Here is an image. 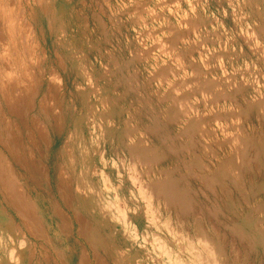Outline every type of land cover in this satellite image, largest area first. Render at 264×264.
Returning a JSON list of instances; mask_svg holds the SVG:
<instances>
[{
	"label": "rangeland",
	"instance_id": "1",
	"mask_svg": "<svg viewBox=\"0 0 264 264\" xmlns=\"http://www.w3.org/2000/svg\"><path fill=\"white\" fill-rule=\"evenodd\" d=\"M0 1V15L4 13L0 26H5L0 27V51L5 49L2 55L7 58L3 60L1 55L0 76L9 72L14 81L22 79L23 85H30H25L27 90L19 82L18 89L25 90L18 91L16 85L17 90L5 82L7 93L18 101L10 100L14 107L11 115L0 104V131L8 124L16 139L23 140L24 151L30 149V158L40 163L37 172H28L0 147V175L8 184L0 176L1 187L8 186L0 189V264H79L80 260V264H94L99 257L104 258L103 264H207L212 259L211 264H264V0ZM6 15L19 21H12L15 25L8 19V24ZM10 23L15 30L9 26L8 32L5 29ZM6 33L12 34L15 44H10L13 41ZM23 44L26 53L32 51L28 59ZM11 45L17 47L15 52ZM6 60L17 63L18 73L14 65L12 73ZM25 63H33V67ZM32 85L35 90L29 89ZM16 102H21L20 107ZM14 105L24 116L16 117L19 109ZM35 122L38 128V124L42 126L45 133L41 136L47 140L33 146L27 139L31 135L40 138L34 131ZM12 149L16 153L22 150L18 144ZM127 157L133 158V165ZM48 169L60 174L58 187L51 182L52 174L41 176ZM74 181L83 185H78L81 193ZM151 182L153 186L156 183V190ZM146 183L149 185L144 187ZM149 186L155 192L142 189ZM159 188L163 193L155 197ZM12 191L18 193H13L15 198L21 195V203L9 197ZM58 192L65 193L78 220L84 216V223L78 224L80 229L81 224L85 227L82 235L76 223L82 220L72 218ZM12 198L18 203L13 207ZM19 203L23 210L28 207L24 210L27 216L17 211ZM50 204L66 214L68 230L62 227L67 222L59 226L60 221L51 215ZM151 207L155 208L152 213ZM32 220L38 224L33 228L29 225ZM164 227L170 228L169 232ZM161 243L165 245L160 247ZM79 253L87 254L84 260Z\"/></svg>",
	"mask_w": 264,
	"mask_h": 264
},
{
	"label": "bare ground",
	"instance_id": "2",
	"mask_svg": "<svg viewBox=\"0 0 264 264\" xmlns=\"http://www.w3.org/2000/svg\"><path fill=\"white\" fill-rule=\"evenodd\" d=\"M10 1L12 2V0H10ZM10 1H9V2H10ZM0 2H1V1H0ZM5 2H6V1H5ZM17 3H18V2H17ZM5 4H6V3H5ZM5 4H4V5H5ZM10 5L12 6L11 3H10ZM15 5H16V4H15ZM17 5H18V4H17ZM0 6H1V5H0ZM8 6H9V5H8ZM11 6H10V10L13 9V8L11 9ZM2 7H3V6H2ZM17 7H18V6H17ZM17 7H16V8H17ZM4 9L7 10V6H6V7L4 6ZM0 10H1V8H0ZM2 10H3V9H2ZM7 11H9V10H7ZM7 11H6V14H8ZM13 11H14V10H13ZM18 11L22 12L21 10H18ZM3 12H4V11H3ZM20 12H19V13H20ZM3 14H4V13H2L1 15H3ZM13 14H14V12L12 13V16H13ZM23 14H24V13H22V15H23ZM1 15H0V17H1L0 20H2V22H1L0 24L2 25V24H3V18H2ZM9 15H11V14H9ZM9 15H6V16H5V19L7 20V23H8V24H9L8 21L11 19V18L9 19V17H10ZM18 15H19V14H18ZM20 15H21V13H20ZM7 16H8V18H7ZM19 17H20V16H17L16 18L19 19ZM23 17H24V16H23ZM23 17H22V18H23ZM138 18H139V17H138ZM5 19H4V22H5L4 24H6ZM8 19H9V20H8ZM20 19H21V18H20ZM14 20H16V19H14ZM14 20L11 19V20H10L11 23L15 24L14 22H16V21H14ZM21 20H22V19H21ZM21 20H20V21H21ZM12 21H14V22H12ZM18 21H19V20H17V22H18ZM17 22H16V24H17ZM11 23H10V25H6L8 28L6 27L5 30L8 31V32H9V30H7V29H11V28H12V30H13V28H14V27L12 26ZM16 24H15V25H16ZM15 25H14V26H15ZM18 25H19V23H18ZM9 26H11V28H9ZM19 26H21V25H19ZM19 26H18V27H19ZM0 27H2V26H0ZM21 27H22V26H21ZM21 27H20V28H21ZM2 28H5V26L2 27ZM16 28H17V27H16ZM23 28H24V26H23ZM14 30H15V28H14ZM14 30H13V31H14ZM16 30L18 31V30H20V29L17 28ZM10 31H11V30H10ZM17 31H16V32H17ZM25 31H26V30H25ZM1 32H3V31L1 30ZM8 32H7V33H8ZM22 32L24 33V31H22ZM7 33L5 34V35H6L5 37H8V35H9V37L12 36V34L10 35V34H7ZM11 33H12V32H11ZM13 33H14V32H13ZM18 33H19V32H18ZM20 34H21V33H20ZM14 35H15V34H14ZM24 35H25V34H24ZM26 35H27V34H26ZM26 35H25V38H26ZM21 36H23V34H21L20 37H21ZM9 37H8V38H9ZM1 38H2V37L0 36V39H1ZM10 38H11V41H13V43L10 42V39H8L9 41H8V40H7V41L10 42V44H15L16 41L12 40V37H10ZM15 38H16V36H15ZM27 38H28V36H27ZM27 38H26V39H27ZM5 39H6V38H5ZM13 39H14V38H13ZM20 39H21V38H19V40H20ZM3 40H4V39H3ZM24 40H25V39H24ZM20 41H22V40H20ZM20 41H19V42H20ZM29 42H30V41H29ZM2 43H3V42H2ZM141 43H142V42H141ZM10 44H9V45H10ZM17 44H18V43H17ZM17 44H16V45H17ZM29 44H30V43H28V45H29ZM1 45H2V44H1ZM25 45L27 46V43H26ZM21 46H22V45H21ZM142 46H143V45H142ZM12 47H14V48H13V49H14L13 51L15 52V49H16L17 47L14 46V45H11V48H12ZM15 47H16V48H15ZM24 47H25V46H24V44H23V49L25 50ZM27 47L29 48V46H27ZM27 47H26V48H27ZM162 47H163V46H162ZM4 48H5V46H4V47L2 46V47H1V50H3ZM28 48H27V49H28ZM163 48H164V47H163ZM19 49H20V48H19ZM21 49H22V48H21ZM23 49H22V50H23ZM27 49L25 50V53H26ZM156 49H157V48H156ZM6 50H7V49H6ZM11 50H12V49H11ZM17 50H18V49H17ZM17 50H16V51H17ZM24 50H23V51H24ZM4 51H5V49L3 50V52L0 51V53H1V54H0V58H1V55L4 53ZM20 51H21V50H20ZM20 51L17 52V53H20ZM28 51H29V50H28ZM5 52H6V51H5ZM7 52H9V51H7ZM14 52H13V53H14ZM31 52H32V51L26 53V54H27V57H26L27 59H28V57H29L28 55L31 54ZM160 52H161V51H160ZM17 53H16V55H17ZM14 54H15V53H14ZM14 54H13V55H14ZM23 54H24V53H23ZM3 55H5V54H3ZM3 55H2V57H3L2 59L4 60V59L6 58V56H3ZM11 56H12V55H11ZM18 56H19V55H18ZM18 56H15V57H18ZM20 56H23V55H21V53H20ZM20 56H19V57H20ZM4 57H5V58H4ZM7 57H10V56H7ZM15 57H11V58L15 59ZM23 58H24V57H23ZM26 58H25V59H26ZM6 59H7V58H6ZM9 59H10V58H9ZM13 59H12V60H13ZM17 59H18V58H17ZM21 59H22V58H21ZM3 60H2V62H3ZM0 61H1V60H0ZM8 61H10V60H8ZM8 61L6 60V62L10 65V67L12 66V70H13V65H14V67H15V65H16L17 63H16V64H14V63H9ZM29 61L31 62L30 59H29ZM20 62H21V61H20ZM20 62H19V63H20ZM24 62H25V60H24ZM27 63H29V62H27ZM0 64H1V62H0ZM4 64H5V63H3V65H4ZM20 64H21V63H20ZM6 65H7V64H6ZM18 65H19V64H18ZM18 65H17V66H18ZM28 65L31 66V67H33V63H32V65H30V64H27V65H26V63H25V66H28ZM23 66H24V65H22V67H23ZM29 66H28V68H29ZM179 66H180V65H179ZM6 67H7V66H6ZM10 67L8 66L9 69H11ZM22 67L20 66L19 68L21 69ZM175 67H176V66H175ZM3 68H4V66H3ZM5 69H6V68H5ZM5 69H4V70H5ZM15 69H16V67H15ZM17 69H18V67H17ZM17 69H16V71H17ZM22 69L25 70L26 68L24 67V68H22ZM1 70H2V68L0 69V71H1ZM12 70H9V71H12ZM31 70H32V68L30 69V71H31ZM37 70H39V69H37ZM2 71H3V70H2ZM5 71L8 72V70H5ZM30 71H29V73H32V72H30ZM42 71H43V70H42ZM6 72H5V73H6ZM14 72H15V71L13 70L12 73L15 74ZM20 72H21V70H20ZM12 73H11V74H12ZM16 73H18V71H17ZM21 73H22V72H21ZM27 73H28V72H27ZM33 73H34V72H33ZM33 73H32V76L34 75ZM0 74H1V72H0ZM2 74H3V73H2ZM23 74H24V73H23ZM24 75H26V72H25ZM24 75H22V76H24ZM12 76H13V75H12ZM27 76H28V75H26V77H27ZM30 76H31V75H30ZM37 76H38V75H37ZM26 77H25V78H26ZM28 77H29V76H28ZM34 77H35V75H34ZM34 77H32V79H33ZM46 77H47V76H46ZM25 78H24V79H25ZM35 78H37V77H35ZM35 78H34V79H35ZM15 79H16V77H15ZM27 79H28V78H27ZM27 79H25V80L27 81ZM30 79H31V77H30ZM30 79H29V81H30L29 83L31 84V83H32V81H31L32 79H31V80H30ZM37 79H38V78H37ZM1 80H2L4 83L1 84V82H2ZM7 80H8V81H7ZM11 80H12V81H11ZM21 80H22V79H21ZM21 80H19V82H20ZM25 80H24V83H25ZM47 80H48V78H47ZM6 81H7V84H6L7 86H8V85H10V86L13 85V88H15V89H16V86H17V89H18V86L20 85V83H21L22 81L19 83V82H17L18 80L14 81L13 78L11 79V76H10V73H9V72H8L7 76H5L4 78H3L2 75L0 76V104H1L2 106L5 107V109H6L7 113H8V115H11L12 112L14 111V109H13L14 107H12V106H13L12 103H13L15 100H17V99H14V101H13L12 97H10V94H11V93H9V92H8L9 94L7 93L6 88H8V87H6V85H5V82H6ZM13 81H14V82H13ZM27 82H28V81H27ZM37 82H38V81H37ZM40 82H41V80H40ZM17 83H18V85H17ZM33 83H34V82H33ZM27 84H28V83H25V84L23 85V84L21 83V87H22V86L25 87V85H27ZM34 84H35V83H34ZM34 84H33V85H34ZM36 84H37V83H36ZM36 84H35V85H36ZM38 84H39V83H38ZM15 85H16V86H15ZM33 85L31 86L32 89L29 88L30 90H35V89L37 88V85L35 86L36 88H34ZM10 86H9V87H10ZM14 86H15V87H14ZM29 86H30V85L28 84L26 87H29ZM50 86H51V85H49V88H52L54 85H53L52 87H50ZM11 87H12V86H11ZM11 87L9 88L10 91H11ZM24 87H23V88H24ZM26 87H25V88H26ZM42 87H43V86H42ZM23 88H19L18 91H19L20 89H23ZM25 88L23 89V91L25 90ZM38 88H39V87H38ZM59 88H60V87H59ZM59 88L57 87V89H56V88L54 89V90H55V94H56V90H58ZM17 89H16V90H17ZM26 89H27V88H26ZM47 89H48V87H47ZM47 89H46V90H47ZM13 90H14V89H13ZM27 90H28V89H27ZM39 90H40V89H39ZM52 90H53V89H52ZM54 90H53V91H54ZM37 91H38V90H37ZM49 91H50V90H49ZM53 91H52V92H53ZM14 92H15V91H14ZM14 92L12 93V95H13V94L16 95V93H14ZM28 92H29V91H28ZM31 92H32V91H31ZM18 93H19V92H18ZM46 93H47V92H46ZM57 93H58V92H57ZM174 93H175V92H174ZM20 94H22V93H20ZM29 94H31V93H28V95H29ZM50 94H52V93H50ZM50 94H49V96H50ZM12 95H11V96H12ZM26 95H27V93H26ZM52 95H54V94H52ZM16 96H18V95H16ZM16 96H14V97H16ZM44 96H45V95H44ZM54 96L56 97V95H54ZM54 96H53V97H54ZM22 97H24V96H22ZM25 97H26V96H25ZM34 97H35V95H34ZM18 98H19V96H18ZM29 98H30V97H29ZM29 98H28V100H29ZM44 98H45V97H44ZM51 98H52V97H51ZM11 99H12L13 102L10 101ZM21 99H22V98H21ZM24 99H25V98H24ZM34 99H35V98H34ZM34 99H33V100H34ZM53 99H54V98H53ZM19 100H20V99H19ZM25 100H27V99H25ZM25 100H23V101H25ZM28 100H27L28 104H29L30 102L32 103V99H30V100H31L30 102H29ZM43 100H44V99H43ZM17 101H18V100H17ZM44 101H45V100H44ZM25 102H26V101H25ZM45 102H46V101H45ZM16 103H18V104H16V105H17V106L19 105V107H20L21 102H20V103H19V102H16ZM22 103H23V102H22ZM39 104H41V103H39ZM44 104H45V103H44ZM23 105H24V103H23ZM14 106H15V105H14ZM17 106H15V107H17ZM25 106H27V105H25ZM33 106H35V105H33ZM61 106H62V105H61ZM19 107L16 108V109H19V111H18L19 114H17L16 117H19L18 115H20V114H21V116H24V115H22V114H23V113L21 112L22 110H20ZM27 107L29 108V106H27ZM39 107H40V106H38V108H39ZM28 108H27V109H28ZM31 108H34V107H31ZM42 108H43V107H42ZM48 108H49V107H48ZM12 109H13V110H12ZM25 109H26V108H25ZM46 109H47V108H46ZM183 109H184V108H183ZM53 110H55V109H53ZM16 112H17V111H15L14 113H16ZM24 112H25V111H24ZM44 112H45V111H44ZM51 112H52V111H51ZM14 113H13V114H14ZM47 113H48V112H47ZM52 113H53V112H52ZM42 114H43V113H42ZM59 114H60V113H59ZM93 114H94V113H93ZM51 115H52V114H51ZM98 115H99V114H98ZM14 116H15V115H14ZM30 116H31V114H30ZM44 116H45V115H44ZM53 116H54V115H52V118H53ZM26 117H27V116H26ZM32 117H33V116H32ZM32 117H31V119H30V117H29V119L32 120ZM55 117H56V114H55ZM89 117H90V116H89ZM99 117L102 118L101 115H100ZM189 117H190V116H189ZM13 118H14V117H13ZM45 118H46V117H45ZM60 118H61V116H60ZM14 119H15V118H14ZM21 119H23V117H22ZM21 119H20V121H24V120H21ZM35 119H36V118H35ZM95 119H96V117H95ZM201 119H202V118H201ZM30 120H29V123H30ZM54 120H55V118H54ZM60 120H61V119H60ZM62 120H63V119H62ZM64 120H65V119H64ZM14 121H15V120H14ZM20 121H19V122H20ZM32 121H33V120H32ZM34 121H35V120H34ZM95 121H97V120H95ZM124 121H125V120H124ZM97 122H98V121H97ZM99 122H100V121H99ZM8 123H9V122H8ZM21 123H24V122H21ZM36 123H37V122H35V124H33V125L35 126V128H36L34 131H38V132H39L38 134H37V133H36V134H37L40 138L33 139L32 135H31L32 133H31V131H30V133H31V134H30V135H31V138L28 136V139H27L28 141H30V143H31V142L33 143V144H32L33 146H34L35 143H38L39 141L44 142L45 139H46V137L41 136V135L43 134V132H44L42 129H40L42 126H41L40 124H38V125L40 126V128H38V127L36 126ZM6 124H7V123H6ZM31 124H32V122H31ZM99 124H100V123H99ZM4 125H5V124H4ZM14 125H15V122H14ZM14 125H13V126H14ZM52 125H53V124H52ZM90 125H91V124H90ZM94 125H95V124H93V126H94ZM15 126H16V125H15ZM15 126H14V127H15ZM21 126H22V125H21ZM48 126H49V125H48ZM62 126H63V125H62ZM125 126H126V125H125ZM14 127H13V129H14ZM25 127H26V126H25ZM25 127H24V129H25ZM31 127H32V126H31ZM87 127H88V123H87ZM15 128H16V127H15ZM17 128H18V127H17ZM27 128H28V126H27ZM91 128H93V127H91ZM95 128H96V127H95ZM98 128H100V127H98ZM21 129H22V128H21ZM89 129H90V128H89ZM1 130H2V129H1ZM19 130H20V129H19ZM41 130H42V131H41ZM62 130H63V129H62ZM92 130H93V129H92ZM27 131H29V128H28ZM80 132H81V131H80ZM89 132H90V131H89ZM98 132H99V131H98ZM123 132H124V131H123ZM13 133H14V132L11 131V129H10V127H9L8 124L6 125V128H4V130L0 131V147L4 150V152H7V151H8V152L10 153V155L12 156V158L14 159V162H15V163H19V164L23 167V169L27 170L28 172L35 171V169H36V172H37V171H38L37 169L39 168L40 163L37 162L36 160L30 158V156H29V155H30L29 153H31V152H30V149H27V150L25 149V151H26V152H25V151H24V148H25V147H24V143H22L23 140L21 141L20 138H19V140H17V139H16L17 137H15V134H13ZM44 133H45V132H44ZM51 133H52V132H51ZM83 133H84V132H83ZM90 133H91V132H90ZM108 133H109V132H108ZM124 133H125V132H124ZM33 134H35V133L33 132ZM69 134H70V132H69ZM80 134H81V133H80ZM91 134H92V133H91ZM94 134H95V133H94ZM101 134H102V133H101ZM27 135H28V134H27ZM70 135H71V134H70ZM70 135H69V136H70ZM85 135H86V134H85ZM87 135H88V134H87ZM89 135H90V134H89ZM95 135H96V134H95ZM103 135H104V134H102V136H103ZM109 135H110V134H109ZM71 136H72V135H71ZM77 136H78V135H77ZM80 136H82V135H80ZM111 136H113V135L111 134L110 137H111ZM122 136H123V133H122ZM18 137H20V136H18ZM35 137H36V136H35ZM107 137L109 138V136H107ZM69 138H70V137H69ZM80 138H81V137H80ZM99 138H100V137H99ZM24 139H25V138H24ZM76 139L79 140L78 138H76ZM89 139H90V137H89ZM94 139H95V138H94ZM96 139H98V138H96ZM103 139H104V137H103ZM112 139H113V138H112ZM43 140H44V141H43ZM46 140H47V139H46ZM67 140H68V139H67ZM77 140H76V141H77ZM109 140H110V139H109ZM65 141H66V140H65ZM71 141H72V140H71ZM132 141H133V140H132ZM72 142H73V141H72ZM72 142H70V143H72ZM74 142H75V141H74ZM135 142H137V141H135ZM234 142H235V141H234ZM40 143H41V142H40ZM45 143H46V141H45ZM47 143H48V142H47ZM64 143H66V142H64ZM67 143H68V142H67ZM67 143H66V145L68 146L69 144H67ZM129 143H130V142H129ZM129 143H128V144H129ZM133 143H134V142H133ZM133 143H131V144H133ZM16 144H18L19 147L22 148V150H21L20 153H16V152L12 149V147H13L14 145H16ZM73 144H74V143H73ZM126 144H127V143H126ZM136 144H137V143H136ZM139 144H140V143H139ZM35 145H36V144H35ZM37 145H38V144H37ZM50 145H51V144H50ZM80 145H81V144H80ZM83 145H84V144H83ZM140 145H141V144H140ZM140 145H139V146H140ZM47 146H49V144H47ZM71 146H72V145H71ZM130 146H131V145H130ZM130 146H129V147H130ZM139 146H138V147H139ZM35 147H37V146H35ZM44 147H45V146H44ZM64 147H65V146H64ZM142 147H143V146H141V148H142ZM31 148H32V147H31ZM46 148H47V147H46ZM82 148H83V147H82ZM36 149H38V148H36ZM43 149H44V148H43ZM136 149H138V148H136ZM142 149H143V148H142ZM3 150H2V152H3ZM5 150H6V151H5ZM64 150H65V149H64ZM66 150H68V149H66ZM79 150H80V149H79ZM49 151H50V150H49ZM2 152H1V153H2ZM38 152H39V151H38ZM140 152H141V151H140ZM48 153H49V152H48ZM81 153H83V152H81ZM133 153H134V152H133ZM39 154H40V153H39ZM112 154H113V153H112ZM142 155H143V152H142ZM85 156H86V155H85ZM129 156H130V154H129ZM143 156H145V155H143ZM146 156H147V155H146ZM72 157H73V156H72ZM72 157H71V158H72ZM83 157H84V155H83ZM139 157H140V156H139ZM47 158H48V157H47ZM127 158H129V157H127ZM141 158H145V157H141ZM69 159H70V158H69ZM130 159H131V160H130ZM132 159H133L132 157L129 158L130 162L132 161ZM135 159H137V156L135 157ZM129 160H128V161H129ZM142 160H143V159H142ZM143 161H144V160H143ZM143 161H142V162H143ZM145 161H146V160H145ZM149 161H150V160H149ZM5 162H6V161H5ZM135 162H136V161H135ZM137 162H138V161H137ZM43 163H44V162H43ZM45 163H46V162H45ZM54 163H55V162H54ZM56 163H57V162H56ZM70 163L72 164V162H70ZM70 163H69V164H70ZM133 163H134V162H133ZM133 163L131 162L132 165H133ZM139 163H140V162H139ZM148 163H149V162H148ZM41 164H42V163H41ZM71 164H70V165H71ZM131 164H130V165H131ZM141 164H144V162L141 163ZM141 164H140V165H141ZM146 164H147V163H146ZM150 164H151V163H150ZM38 165H39V166H38ZM51 165H52V164H51ZM132 165H131V166H132ZM144 165H145V164H144ZM147 165H148V164H147ZM54 166H55V164H54ZM115 166H116V165H115ZM137 166L139 167V165H137ZM234 166H235V165H234ZM51 167H52V166H51ZM70 167H71V166H70ZM129 167H130V166H129ZM148 167H149V166H148ZM132 168H133V167H132ZM136 168H137V167H136ZM39 169H40V168H39ZM61 169H62V167H61ZM67 169H68V168H67ZM134 169H135V168H133V170H134ZM144 169H146V168H144ZM43 170H44V169H43ZM91 170H94V169H91ZM128 170H129V169H128ZM149 170H151V169H149ZM232 170H233V169H232ZM68 171H69V170H68ZM146 171H147V170H146ZM158 171H160V170H158ZM162 171H163V170H162ZM59 172H60V170H59ZM66 172H67V170H66ZM80 172H82V171H80ZM94 172H95V171H94ZM94 172H93V174H95ZM143 172H144V171H143ZM156 172H157V171H156ZM67 173H68V172H67ZM69 173H70V171H69ZM129 173H130V172H129ZM145 173H146V172H145ZM147 173H148V171H147ZM0 174H1V173H0ZM41 174H42L41 176H44V175H48V176H50V175L52 174V176H54V177H53V180H51V182H52L53 184L57 185V187H58V181H59V180H58V179H59L58 177H61V176H60V174L57 173L54 169H50V170L48 169V171H43V172H41ZM74 174H75V173H74ZM118 174H119V173H118ZM151 174H152V173H151ZM154 174H155V172H154ZM154 174H153V175H154ZM160 174H161V173H160ZM164 174H165V173H164ZM38 175H39V174H38ZM58 175H59V176H58ZM68 175H69V174H67L66 176H68ZM83 175H84V174H83ZM88 175H89V174H88ZM97 175H98V174H97ZM145 175H146V174H145ZM148 175H149V174H148ZM156 175H157V174H156ZM166 175H167V173H166ZM0 176H1V180H3L2 175H0ZM36 176H37V175H36ZM63 176H64V175H63ZM91 176H92V175H91ZM128 176H129V175H128ZM137 176H138V175H137ZM137 176H136V178H137ZM159 176H160V175H159ZM163 176H165V175H163ZM196 176H197V175H196ZM196 176H195V177H196ZM38 177H39V176H38ZM81 177H82V176H81ZM81 177H80V178H81ZM84 177H85V175H84ZM101 177H102V176H101ZM130 177H131V176H130ZM130 177H129V178H130ZM134 177H135V176H134ZM154 177H155V176H154ZM161 177H162V176H161ZM161 177H160V178H161ZM66 178H67V177H66ZM88 178L90 179V176H89ZM139 178H140V177H139ZM151 178H152V176H151ZM5 179H6V178H5ZM1 180H0V183H1V185H2V181H1ZM41 180H42V179H41ZM62 180H63V179H62ZM67 180H68V179H67ZM74 180H75V179H74ZM81 180H82V179H81ZM81 180H80V182L82 183ZM132 180H133V179H132ZM137 180L139 181L138 178H137ZM137 180H136V181H137ZM5 181H6V180H5ZM63 181H64V180H63ZM83 181H84V180H83ZM138 181H137V182H138ZM158 181H159V180H158ZM7 182H8V181H7ZM68 182H69V180H68ZM74 182H75V181H74ZM77 182H78V181H77ZM77 182H75V183H77ZM84 182H85V181H84ZM84 182H83V184H84ZM91 182H92V181H90V183H91ZM104 182H105V181H104ZM140 182L142 183V181H140ZM155 182H156V181H155ZM159 182H161V181H159ZM3 183L5 184L4 180H3ZM66 183H67V182H66ZM66 183H65L64 185H66ZM69 183H70V182H69ZM75 183H74V184H75ZM81 183H80V184H81ZM92 183H93V182H92ZM141 183H140V184H141ZM157 183H158V182H157ZM161 183H162V182H161ZM161 183H160V187H161ZM49 184H50V183H49ZM80 184H78V183L75 184V185H77V186H76L77 190L80 189L79 187H82V186H83V185L81 184L82 186H79V187H78V185H80ZM140 184H139V185H140ZM152 184H154V183L151 182V185H152ZM1 185H0V189H1V188H4V189H5V187L8 188V186H5V185H8L7 183H6L3 187H1ZM47 185H48V184H47ZM92 185H93V184H92ZM143 185H144V187H146V186L149 185V184L146 183V185H145V184H143ZM143 185H142V187H143ZM155 185H156V183H155ZM155 185H154V186H155ZM85 186H86V185H85ZM103 186H104V185H103ZM107 186H108V185H107ZM107 186H104V187L108 189ZM140 186H141V185H140ZM154 186L152 185V187H153L152 189H155V188H156V186H155V187H154ZM167 186H169V185H167ZM55 187H56V186H55ZM57 187H56V188H57ZM92 187H93V186H92ZM97 187H98V186H97ZM163 187H164V186H163ZM173 187H174V186H173ZM7 188H6V189H7ZM9 188H13V187H9ZM62 188H63V187H62ZM68 188H69V186L67 187V189H68ZM78 188H79V189H78ZM85 188H86V187H85ZM88 188H89V187H87V189H88ZM93 188H94V187H93ZM101 188H102V187H101ZM110 188H111V187H110ZM134 188H135V187H134ZM138 188H139V187H138ZM138 188H137V189H138ZM164 188L167 189L168 187L165 186ZM169 188H170V186H169ZM57 189H58V188H57ZM59 189H60V187H59ZM64 189H65V188H64ZM69 189H70V188H69ZM74 189H75V188H74ZM91 189H92V188H91ZM95 189H96V188H95ZM142 189H146V190H147V189H151V188H150V186H149V188H142ZM152 189H151L150 191L155 192L156 189H155V190H152ZM160 189H161V188H159L157 192H159ZM1 190L3 191V189H1ZM7 190H8V189H7ZM11 190H12V189H11ZM60 190H61V189H60ZM65 190H66V189H65ZM65 190H64V192H65ZM108 190H109V189H108ZM135 190H136V189H135ZM138 190H139V189H138ZM162 190H163V189H162ZM162 190H161V191H162ZM8 191H9V190H8ZM55 191H56V190H55ZM61 191L63 192V190H61ZM81 191H82V190H81ZM81 191L79 190V193H81ZM96 191H97V189H96ZM99 191H100V190H99ZM114 191H115V190H114ZM150 191H149V192H150ZM161 191H160V193L157 194L158 196L156 195L155 197H159V194L162 195L161 193H163V191H162V192H161ZM169 191H170V190H169ZM169 191H168V192H169ZM6 192H7V191L5 190L4 193L6 194ZM62 192H61V193L58 192V196H59L58 198L60 199L59 201H61L62 206H63V207L69 212V214L72 216V218H73L74 220H77V221H81L82 219L85 220L83 215H82V217H81V215H80V217H79L80 219L82 218L81 220H78V219H77V218H78V217H77V213H75V211H74V209H73L74 207H73V208L71 207V204H72V203L69 204V203H70V202H69L70 200L68 201V199H67L66 196L64 195L65 193L67 194V192H65L64 194H63ZM83 192H84V191H83ZM90 192H91V191H90ZM129 192H130V191H129ZM136 192H138V191H136ZM139 192H140V191H139ZM142 192H143V190H142ZM168 192H167V193H168ZM2 193H3V192H2ZM7 193H8V192H7ZM13 193H14V192L12 191V195H10L9 197L11 198V196H13L14 200L16 199L15 201H17V200L19 201V197H20L21 195H20L19 197H16V198H15L14 195H15V194L17 195L18 193L16 192V193H14V195H13ZM56 193H57V191H56ZM76 193H78V192H76ZM86 193H87V192H84L85 195H86ZM143 193H144V192H143ZM164 193H165V192H164ZM170 193H171V192H170ZM9 194H11V193L9 192ZM9 194H8V195H9ZM19 194H20V193H19ZM92 194H94V193H92ZM100 194H101V193H100ZM106 194H107V193H106ZM113 194H114V193H113ZM139 194H140V193H139ZM153 194H154V193H153ZM67 195H68V194H67ZM76 195H77V194H76ZM78 195H80V194H78ZM85 195H84V196H85ZM97 195H99V194H97ZM107 195H108V194H107ZM115 195H116V194H115ZM149 195H150V193H149ZM3 196H4V195H3ZM138 196L140 197V195H138ZM150 196L152 197V195H150ZM168 196H169V193H168ZM7 197H8V196H7V194H6V198H7ZM70 197H71V196H70ZM112 197L114 198V195H113ZM141 197H142V196H141ZM162 197H163V196H162ZM171 197H172V196H171ZM2 198H3V197H2ZM13 198L11 199L12 202L14 201ZM20 198H21V197H20ZM80 198H81V197H80ZM89 198H92V197H89ZM98 198H99V197H98ZM104 198H105V197H104ZM153 198H154V196L152 197V199H153ZM165 198L168 199L169 197H165ZM173 198H174V196H173ZM3 199H4V198H3ZM3 199H2V200H3ZM70 199H71V198H70ZM82 199H83V198H82ZM114 199H115V198H114ZM135 199H136V198H135ZM162 199H164V198H162ZM9 200H10V199H9ZM84 200H85V199H84ZM93 200H94V199H93ZM97 200H98V199H97ZM107 200H108V199H107ZM136 200H137V199H136ZM153 200H154V199H153ZM153 200H151V201L153 202ZM156 200H157V199H156ZM168 200H169V199H168ZM173 200H174V199H173ZM176 200H177V199H176ZM101 201H102V200H101ZM171 201H172V200H171ZM171 201H170V202H171ZM177 201H178V200H177ZM7 202H8V201H7ZM19 202L21 203V201H19ZM22 202L24 203V201H22ZM83 202H84V201H83ZM89 202H90V201H89ZM95 202H97V201H95ZM152 202H151V203H152ZM156 202H157V201H156ZM170 202H169V205H170ZM13 203H14V202H13ZM20 203H19V204H20ZM114 203H115V202H114ZM147 203H148V202H147ZM149 203H150V202H149ZM153 203H154V202H153ZM164 203H165V204H166V203L168 204V201H167V202L164 201ZM164 203H163V200H162V204H164ZM172 203H173V201L171 202V206H174V205H172ZM175 203H176V202H175ZM178 203H179V202H178ZM178 203H176V204H178ZM197 203H198V202H197ZM10 204H11L12 207H13V206H15V204L17 205L18 203L16 202V203H14V205H13V204L11 203V201H10ZM24 204H25V203H24ZM24 204H23V205H24ZM158 204H159V203H158ZM179 204L182 205L181 203H179ZM179 204H178V205H179ZM189 204H190V203H188V207H189ZM21 205H22V204H20V208H19L18 210L16 209L17 211H19V213H21V210H22L23 212H24V210H28V209H27V208H28V207H27V206H28L27 204L24 205L25 207H27V208H25L24 210L21 209V208H22ZM76 205H77V203H76ZM90 205H91V204H90ZM103 205H104V204H103ZM109 205H110V204H109ZM146 205H147V204H145V206H146ZM178 205H177V206H178ZM18 206H19V205H18ZM87 206H88V205H87ZM99 206H100V205H99ZM106 206H108V205L106 204ZM114 206H115V205H114ZM150 206H151V204H149L147 207L149 208ZM163 206H164V205H163ZM171 206H170V209H171ZM177 206H176V207H177ZM182 206H184V205H182ZM9 207H10V206H9ZM90 207H91V206H90ZM90 207H89V208H90ZM92 207H93V203H92ZM92 207H91V208H92ZM103 207H104V206H103ZM109 207H113V206H108L107 208H109ZM115 207H116V206H115ZM140 207L142 208V206H140ZM155 207H156V206H155ZM179 207H181V206H179ZM184 207H185V206H184ZM10 208H11V207H10ZM89 208H88V209H89ZM98 208H100V207H98ZM101 208H102V206H101ZM125 208H126V207H125ZM152 208H153V209H152ZM165 208H166V207H165ZM167 208H169V206H168ZM11 209H12V208H11ZM50 209H51V210H50V211H51V215H52L53 217H55V219H57V221H60V222H59V224H60L59 226L62 225V222H63V225L67 222V221H65V220H67V219H66L67 216H66V214L63 213V211H62V214H61V213H60V210H57V208L55 209L54 205H51V204H50ZM58 209H59V208H58ZM81 209H82V207H81ZM84 209H85V208H84ZM109 209H110V208H109ZM118 209H119V208H118ZM118 209H116V210H118ZM134 209H135V208H134ZM134 209H133V210H134ZM142 209H143V208H142ZM149 209H150V208H149ZM151 209H152V210H151V213H152V211H155V210H154V209H155L154 207H151ZM162 209H163V208H162ZM12 210L14 211V209H12ZM29 210H31V209H29ZM76 210H77V209H76ZM102 210H103V209H102ZM114 210H115V209H114ZM122 210H123V209H122ZM163 210H164V209H163ZM178 210H179V209H178ZM94 211H95V210H94ZM103 211H107V210L104 209ZM137 211H138V210H137ZM144 211H145V210H144ZM188 211H189V210H188ZM31 212H32V211H31ZM84 212H86V210H85ZM107 212H108V211H107ZM107 212H106V213H107ZM111 212H112V210H111ZM160 212H161V211H160ZM24 213H25L26 216L28 215V214H26V211H25ZM91 213H94V212H91ZM96 213H97V212H96ZM109 213H110V212H109ZM116 213H117V212H116ZM151 213H150V214H151ZM154 213H156V212H153V214H154ZM164 213H165V212H164ZM175 213H176V212H175ZM30 214H31V213H30ZM79 214H81V213H79ZM102 214H103V212H102ZM117 214L119 215L120 213H117ZM121 214L123 215V213H121ZM130 214H131V213H130ZM134 214H135V213H134ZM162 214H163V213H162ZM20 215H22V213H21ZM33 215H34V214H32L31 216L33 217ZM114 215H115V214H114ZM122 215H121V216H122ZM151 215H152V214H151ZM184 215H185V214H184ZM18 216H19V214H18ZM23 216H24V215H23ZM26 216H24V217H26ZM31 216H30V217H31ZM35 216H36V215H35ZM64 216H66V218H65ZM91 216H92V215H91ZM91 216H90V217H91ZM138 216H139V215H138ZM153 216H154V215H152L151 218H153ZM158 216H159V215H158ZM166 216H167V215H166ZM69 217H70V216H69ZM85 217H87V216H85ZM104 217H105V216H104ZM107 217H108V216H107ZM118 217H119V216H118ZM123 217H125V216L123 215ZM141 217H142V215H141ZM144 217H145V216H144ZM156 217H157V216H156ZM156 217L153 218V220L156 219ZM20 218H21V217H20ZM36 218H37V217H36ZM96 218H97V217H96ZM110 218H111V216H110ZM126 218H127V215H126ZM130 218H131V217H130ZM136 218H137V217H136ZM145 218H146V217H145ZM31 219H32V218H30V219L28 218V220H31ZM97 219H98V218H97ZM101 219H102V218H101ZM119 219H120V218H119ZM123 219H124V218H123ZM147 219H148V218H147ZM147 219H146V221H147ZM157 219H158V218H157ZM167 219H168V221H169V218H168V217H167ZM24 220H25V219H21V223H22V225H24L25 227H28V226L26 225V222H27V221H24ZM68 220H69V219H68ZM83 220H82L81 222H79V223L76 222V223H77V226L79 227L78 231L76 230L77 232L81 231L82 227H84V226H82V224H81V229H80V226L78 225V224H80V223H82V222L84 223ZM88 220H89V219H88ZM105 220H106V217H105ZM107 220H108V219H107ZM107 220H106V221H107ZM110 220H111V219H110ZM174 220H175V219H174ZM113 221L116 222V219L113 220ZM122 221L124 222V220H122ZM133 221H134V220H133ZM138 221H140V220H138ZM148 221H150V220L148 219ZM148 221H147V222H148ZM156 221H157V220H156ZM35 222H36V221H35ZM37 222H39V221H37ZM97 222H98V220H97ZM100 222H101V221H100ZM100 222H99V225H100ZM110 222H111V221H110ZM150 222H151V221H150ZM161 222H162V221H161ZM161 222H160V223H161ZM163 222H164V219H163ZM163 222H162V223H163ZM195 222H196V221H195ZM30 223H32V225L29 224V223H28V224H29L30 226H32V228L34 227L33 225H36V224H37V223H36V224H33V220H32V222H30ZM86 223H87V222H85V225H86ZM89 223H90V222H89ZM95 223H96V222H95ZM108 223H109V222H108ZM119 223H120V222H119ZM127 223H128V221H127ZM135 223H136V222H135ZM156 223L158 224V221H157ZM160 223H159V224H160ZM164 223H166V221H165ZM164 223H163V224H164ZM169 223H170V222H169ZM169 223H168V224H169ZM72 224H73V222H72ZM109 224H110V223H109ZM109 224H108V225H109ZM117 224H118V223H117ZM151 224H152V223H151ZM154 224H155V223H154ZM154 224H152V225H154ZM157 224H156V225H157ZM195 224H196V223H195ZM37 225H38V224H37ZM67 225H69V221L66 223V226H65V225L62 226L63 229H64L65 227H67ZM91 225H92V224H91ZM102 225H103V224H102ZM105 225H106V224H105ZM113 225H114V224H113ZM146 225H148V224H146ZM156 225H154V226H156ZM24 226H23V227H24ZM69 226H70V225H69ZM71 226H72V225H71ZM133 226H134V225H133ZM142 226H143V225H142ZM150 226H151V225H150ZM160 226H161V225H160ZM169 226H170V225H169ZM169 226H168V227H169ZM35 227H37V226H35ZM62 227H61V228H62ZM92 227H93V226H92ZM100 227H101V226H100ZM119 227H120V224H119ZM129 227H130V226H129ZM162 227H163V225H162ZM170 227H171V226H170ZM197 227H198V226H197ZM32 228H30V229H32ZM84 228H85V227H84ZM89 228H90V227H88V225H87L86 230H88ZM124 228H125V227H124ZM133 228H134V227H133ZM149 228H150V227H149ZM156 228H157V227H156ZM165 228H166V230H168V232H169V229H170V228L168 229L167 227H164V229H165ZM179 228H180V227H179ZM198 228H199V227H198ZM26 229L29 230V228H26ZM65 229H66V228H65ZM65 229H64V230H65ZM76 229H77V228H76ZM126 229H127V228H126ZM137 229H138V228H137ZM153 229H154V228H153ZM193 229H194V228H193ZM35 230H36V229H35ZM66 230H68V228H67ZM82 230H83V229H82ZM98 230H99V229H98ZM119 230H120V229H119ZM156 230H157V229H156ZM40 231H41V230H39V232H40ZM73 231H74V230H73ZM94 231H96V229H95ZM105 231H106V230H105ZM116 231H117V229H116ZM128 231H130V230H128ZM133 231H134V230H132V232H133ZM36 232H37V231H36ZM36 232L34 231L33 233L36 234ZM68 232H69V231H68ZM82 232H83V231H81L79 234L82 235ZM99 232H100V231H99ZM121 232H122V231H121ZM125 232H127V231H125ZM125 232H122V233L124 234ZM157 232H158V231H157ZM170 232H171V231H170ZM177 232H178V231H177ZM199 232H200V231H199ZM37 233H38V232H37ZM75 233H76V232H75ZM96 233H97V232H96ZM100 233H101V232H100ZM106 233H107V232H106ZM118 233H119V232H117V234H118ZM127 233H128V232H127ZM133 233H135V232H133ZM137 233H138V232H137ZM145 233H146V231H145ZM166 233H167V232H166ZM178 233H179V232H178ZM72 234H73V233H72ZM72 234H71V235H72ZM104 234H105V233H104ZM123 234H122V235H123ZM150 234H154V233H150ZM202 234H203V233H202ZM61 235H62V234H61ZM76 235L78 236V233H77ZM81 235H80V236H81ZM93 235H94V234H93ZM97 235L99 236V234H97ZM114 235H115V234H114ZM146 235H147V234H146ZM146 235H145V236H146ZM98 236L96 237L97 239H98ZM105 236H106V235H105ZM132 236H134V235H132ZM78 237H79V236H78ZM93 237H94V236H93ZM106 237H107V236H106ZM117 237L119 238V236H117ZM130 237H131V236H130ZM140 237H142V235H140ZM143 237H144V236H143ZM153 237H154V236H153ZM156 237H157V236H156ZM198 237H199V236H198ZM200 237H201V236H200ZM200 237H199V238H200ZM202 237H203V236H202ZM204 237H205V236H204ZM204 237H203V238H204ZM99 238H101V237H99ZM128 238H129V237H128ZM195 238H197V237H195ZM195 238H194V239H195ZM146 239H147V238H146ZM149 239H151V238H149ZM204 239H205V238H204ZM8 240H9V239H8ZM44 240H45V239H44ZM55 240H56V238H55ZM83 240H84V239H83ZM83 240H82V241H83ZM102 240H103V239H102ZM105 240H107V239H105ZM115 240H116V239H115ZM127 240H128V239H127ZM135 240H136V239H135ZM157 240H158V238H157L155 241H157ZM207 240H208V238H207ZM45 241L48 242V240H45ZM50 241L52 242L51 239H50ZM84 241H85V240H84ZM100 241H101V239H100ZM131 241H132V240H131ZM133 241H134V239H133ZM141 241H142V240H141ZM158 241H159V240H158ZM196 241H197V239H196ZM20 242H21V241H20ZM90 242H91V241H90ZM93 242H94V241H93ZM102 242H103V241H102ZM111 242H112V241H111ZM111 242H110V243H111ZM136 242H137V241H136ZM144 242H145V241H144ZM161 242H162V241H161ZM206 242H208V241H206ZM78 243H79V242H78ZM128 243H129V242H128ZM151 243H152V242H151ZM179 243H180V242H179ZM19 244H20V243H19ZM80 244H81V243H80ZM94 244H95V242H94ZM108 244H109V243H108ZM115 244H116V243H115ZM119 244H120V243H119ZM132 244H133V243H132ZM134 244H135V243H134ZM142 244H143V243H142ZM203 244H204V243H203ZM203 244H202V246H203ZM51 245H52V244H51ZM88 245H90V244H88ZM100 245H101V244H100ZM123 245H124V243H123ZM140 245H141V244H140ZM161 245H162V247H163L165 244L163 245V243H161L159 246L161 247ZM178 245H179V244H178ZM52 246H53V245H52ZM83 246H84V245H83ZM83 246H82V247H83ZM95 246H97V245L95 244ZM144 246H145V245H144ZM4 247H5V246H4ZM89 247H91V245H90ZM99 247H100V246H99ZM106 247H108V246L106 245ZM117 247H118V246H117ZM160 247H159V248H160ZM191 247H193V246H191ZM204 247H205V245H204ZM207 247H208V246H207ZM110 248H111V247H110ZM110 248H109V250H110ZM52 249H53V248H52ZM92 249H93V248H92ZM95 249H96V248H95ZM101 249H102V248H101ZM106 249H107V248H106ZM117 249H119V248H117ZM117 249H116V250H117ZM139 249H140V248H139ZM142 249H143V247H142ZM153 249H154V248H153ZM160 249H161V248H160ZM163 249H164V248H163ZM174 249H175V248H174ZM192 249H193V248H192ZM207 249L209 250L210 247H208ZM79 250H80V249H79ZM87 250H88V249H87ZM93 250H94V249H93ZM99 250H100V249H99ZM121 250H122V248H121ZM124 250H125V249H124ZM136 250H137V249H136ZM158 250H159V249H158ZM167 250H168V249H167ZM179 250H180V249H179ZM193 250H194V249H193ZM210 250H211V254H212V252L214 253V251H212V249H210ZM210 250H209V251H210ZM11 251L13 252V250H11ZM80 251H81V250H80ZM84 251H85V249L83 250L82 253H84ZM131 251H132V250H131ZM152 251L154 252V250H152ZM155 251H156V250H155ZM163 251H165V250H163ZM170 251H172V249H171ZM102 252H103V251H102ZM110 252H111V251H110ZM117 252H118V251H117ZM134 252H135V251H134ZM136 252H137V251H136ZM142 252H143V250H142ZM142 252H141V253H142ZM158 252H159V251H158ZM199 252H200V251H199ZM10 253H11V252H10ZM82 253H79V254H82ZM91 253H92V252H91ZM104 253H105V252H104ZM119 253H120V252H119ZM141 253H140V255H141ZM173 253H174V252H173ZM180 253H181V252H180ZM205 253H206V252H205ZM11 254H12V253H11ZM79 254H78V255H79ZM96 254H98V253H96ZM107 254H108V253H107ZM109 254H110V253H109ZM115 254H117V253H115ZM124 254H125V253H124ZM128 254H129V253H128ZM143 254L145 255V253H143ZM147 254H149V253L147 252ZM162 254H163V253H162ZM162 254H161V255H162ZM165 254H166V253H165ZM168 254H169V253H168ZM170 254H172V253H170ZM197 254H198V258H199V256H201V255H199V253H197ZM197 254H196V255H197ZM209 254H210V253H209ZM85 255H87V254H84V256H85ZM98 255H99V254H98ZM154 255H155V254H154ZM207 255H208V254H207ZM55 256H56V255H55ZM82 256H83V254H82ZM82 256H80V257H82ZM84 256H83L81 259H83ZM92 256H93V254H92ZM92 256H91V257H92ZM94 256H96V255H94ZM100 256H101V255H100ZM105 256H106V255H105ZM107 256H108V255H107ZM117 256H118V255H117ZM142 256H143V255H142ZM151 256H152V255H151ZM174 256H175V255H174ZM205 256H206V255H205ZM16 257H17V256H16ZM103 257H104V256H103ZM110 257H111V255H110ZM121 257H122V256H121ZM146 257H147V256H146ZM149 257H150V256H149ZM207 257H208V256H207ZM9 258H10V256H9ZM99 258H100V257H99ZM99 258H98L97 260H99L100 263H102V261H103L102 259H104V258H102V259H101V258L99 259ZM115 258H116V257H115ZM128 258H129V257H128ZM166 258H167V259H170V258H168V257H166ZM172 258H173V257H172ZM200 258H201V257H200ZM200 258H199V259H200ZM211 258H212V257H211ZM106 259H107V258H106ZM110 259H112V258H110ZM117 259H118V257H117ZM143 259H145V258H143ZM79 260H80V258H79ZM83 260H84V259H83ZM86 260H87V258H86ZM97 260H96V261H97ZM101 260H102V261H101ZM123 260H124V259H123ZM135 260H136V259H135ZM152 260H153V259H152ZM157 260H158V259H157ZM170 260H171V259H170ZM173 260H174V259H173ZM193 260H194V259H193ZM203 260H204V259H203ZM205 260H207V259H205ZM212 260H213V259H212ZM212 260H211V263H212ZM11 261H12V260H11ZM96 261H94V264H95V263H96V264H99V263H98L99 261H97V262H96ZM104 261H105V260H104ZM104 261H103V263H105ZM124 261L126 262V260H124ZM178 261H179V260H178ZM198 261H199V260H198ZM200 261H201V260H200ZM208 261H209V260H208ZM208 261H207V264L210 263V262H208ZM76 262H77V261H76ZM80 262H81V260H80ZM80 262H79V264H80ZM86 262H88V261H86ZM89 262H90V261H89ZM112 262H114V260H113ZM118 262H121V261H118ZM137 262H138V261H137ZM143 262H144V261H143ZM154 262H156V261H154ZM176 262H177V260H176ZM179 262H180V261H179ZM179 262H177V264H179ZM204 262H205V261H204ZM15 263H16V262H15ZM84 263H85V262H84ZM84 263H83V261H82V264H84ZM103 263H102V264H103ZM107 263H108V261H107ZM128 263H129V262H128ZM151 263H153V261H152ZM169 263H171V262H169ZM202 263H203V262H202ZM211 263H210V264H211ZM215 263H217V262L215 261ZM87 264H89V263H87ZM92 264H93V263H92ZM113 264H115V263H113ZM144 264H145V263H144Z\"/></svg>",
	"mask_w": 264,
	"mask_h": 264
}]
</instances>
